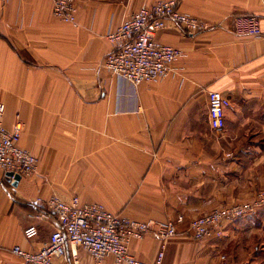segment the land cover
Segmentation results:
<instances>
[{"label":"crops","instance_id":"crops-1","mask_svg":"<svg viewBox=\"0 0 264 264\" xmlns=\"http://www.w3.org/2000/svg\"><path fill=\"white\" fill-rule=\"evenodd\" d=\"M158 1L76 0L69 24L53 15L52 0H0L5 122L20 114V144L40 159L17 182L0 170V264H27L12 248L35 252L49 241L59 227L54 213L29 215L52 196L146 222L150 232L128 245L147 263L162 251V264H223V255L264 264V209L225 223L222 237L195 240L189 231L192 219L264 189V40L231 28L235 17L257 15L264 30V0H175L211 29L187 35L169 23L157 39L181 55L167 77L134 87L101 65L114 47L107 35ZM210 90L230 100L221 131L210 126ZM179 216V234L163 242L153 230ZM30 225L38 234L28 239ZM56 262L118 264L81 247Z\"/></svg>","mask_w":264,"mask_h":264},{"label":"built area","instance_id":"built-area-1","mask_svg":"<svg viewBox=\"0 0 264 264\" xmlns=\"http://www.w3.org/2000/svg\"><path fill=\"white\" fill-rule=\"evenodd\" d=\"M53 15L64 23L77 21L76 0H52ZM169 23H175L187 35H196L211 29L204 21L179 11L175 0H161L151 6H144L124 20L114 31L107 35L113 44L101 65L109 72L129 82L134 87L157 78L167 77L172 64L181 55V50L163 44L157 34ZM232 31L237 35H255L264 40V30L257 15H240L233 19ZM210 126L221 131L225 126V109L230 100L220 91L208 92ZM6 105L0 102V170L3 176L28 177L37 172L40 159L20 144L24 122L17 114L12 126L5 122ZM38 198V202H42ZM46 210L30 214L32 219H43L54 213L59 227L52 232L49 241L39 251H27L14 246L12 253L21 257L27 264H57V259L67 258L68 248L81 247L97 261L113 257L118 264H162L161 251L154 263L136 259L129 251L131 238H142L150 227L146 222L122 217L106 209L101 203L84 202L78 196L63 199L52 196L45 200ZM264 209V190L258 192L249 202L236 203L215 208L190 221L191 237L200 240L206 237H222L225 223ZM164 220L153 230L163 242L175 238L178 224ZM38 234L36 225L25 229L28 239ZM74 255L76 254L73 252ZM223 264H238L223 255Z\"/></svg>","mask_w":264,"mask_h":264},{"label":"water","instance_id":"water-1","mask_svg":"<svg viewBox=\"0 0 264 264\" xmlns=\"http://www.w3.org/2000/svg\"><path fill=\"white\" fill-rule=\"evenodd\" d=\"M12 176H13L12 173H7V174H6V178L9 179V180H11ZM20 179H21V177H20L19 175L14 176V180H15L16 182L19 181Z\"/></svg>","mask_w":264,"mask_h":264},{"label":"rangeland","instance_id":"rangeland-1","mask_svg":"<svg viewBox=\"0 0 264 264\" xmlns=\"http://www.w3.org/2000/svg\"><path fill=\"white\" fill-rule=\"evenodd\" d=\"M19 114V113H18ZM264 190V189H263ZM262 210V209H261ZM253 213V212H252ZM239 219V218H238Z\"/></svg>","mask_w":264,"mask_h":264}]
</instances>
